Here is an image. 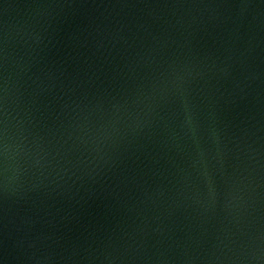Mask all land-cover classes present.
Returning <instances> with one entry per match:
<instances>
[{"label":"water","instance_id":"water-1","mask_svg":"<svg viewBox=\"0 0 264 264\" xmlns=\"http://www.w3.org/2000/svg\"><path fill=\"white\" fill-rule=\"evenodd\" d=\"M107 264H264V0H39Z\"/></svg>","mask_w":264,"mask_h":264}]
</instances>
